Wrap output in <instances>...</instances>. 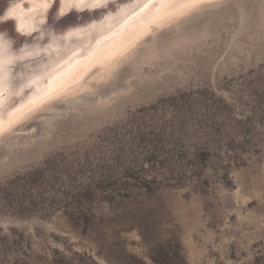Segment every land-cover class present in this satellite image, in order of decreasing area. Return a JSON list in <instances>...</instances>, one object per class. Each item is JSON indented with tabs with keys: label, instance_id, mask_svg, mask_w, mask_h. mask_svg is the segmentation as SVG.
Here are the masks:
<instances>
[{
	"label": "rangeland",
	"instance_id": "1",
	"mask_svg": "<svg viewBox=\"0 0 264 264\" xmlns=\"http://www.w3.org/2000/svg\"><path fill=\"white\" fill-rule=\"evenodd\" d=\"M242 3L0 159V264H264V6Z\"/></svg>",
	"mask_w": 264,
	"mask_h": 264
},
{
	"label": "bare ground",
	"instance_id": "2",
	"mask_svg": "<svg viewBox=\"0 0 264 264\" xmlns=\"http://www.w3.org/2000/svg\"><path fill=\"white\" fill-rule=\"evenodd\" d=\"M233 2L7 0L0 19V159L13 146L48 135L62 111L110 105L132 89L141 64L153 66L157 54L169 59L189 38L207 37L233 14ZM53 6L57 15L74 11L79 18L61 29L47 26Z\"/></svg>",
	"mask_w": 264,
	"mask_h": 264
},
{
	"label": "water",
	"instance_id": "3",
	"mask_svg": "<svg viewBox=\"0 0 264 264\" xmlns=\"http://www.w3.org/2000/svg\"><path fill=\"white\" fill-rule=\"evenodd\" d=\"M6 4H7V0H0V19H1V15H2L3 9H4L3 7H5ZM107 4H108L107 6H112V7L114 6L113 5V1H108ZM233 5H234V12H233V14L231 16H229V17H225L222 20H228V19H232V18H239V15H240L239 14L240 7L242 8V5L247 6L245 3H242V0H234ZM107 6H104L103 8H106ZM98 9L101 10V8H98ZM98 9L92 10L90 12H96ZM243 9H244V7H243ZM85 11H89V10H85ZM244 11H245V9H244ZM244 13H246L247 15H249V13L247 11H245ZM78 18L79 17H77V14L74 11H68L67 13L57 15V13H56V6H53L51 8V10L49 11L48 15H47V18L45 20V23H46L45 25H47V26L50 25V26H52L54 28L61 29L66 24L75 23ZM222 20H221V22H222ZM1 25L2 24H0V26ZM216 30L217 29L215 28L214 30H212L210 33H208L206 35L208 37H210V36L214 35V33H215ZM203 38H204L203 36L189 38L188 39V42L186 43V46L189 47L190 43L196 42V41L201 40ZM186 53L187 52H185L183 50L182 53H180L178 56L174 55V56H172L170 58L181 59L182 56L184 54H186Z\"/></svg>",
	"mask_w": 264,
	"mask_h": 264
},
{
	"label": "snow or ice",
	"instance_id": "4",
	"mask_svg": "<svg viewBox=\"0 0 264 264\" xmlns=\"http://www.w3.org/2000/svg\"><path fill=\"white\" fill-rule=\"evenodd\" d=\"M198 0H160L161 6L171 4V3H180L182 7H190L192 4L197 3ZM179 11V10H177ZM181 16L186 15L184 12L179 13Z\"/></svg>",
	"mask_w": 264,
	"mask_h": 264
},
{
	"label": "clouds",
	"instance_id": "5",
	"mask_svg": "<svg viewBox=\"0 0 264 264\" xmlns=\"http://www.w3.org/2000/svg\"><path fill=\"white\" fill-rule=\"evenodd\" d=\"M11 14V13H10Z\"/></svg>",
	"mask_w": 264,
	"mask_h": 264
},
{
	"label": "trees",
	"instance_id": "6",
	"mask_svg": "<svg viewBox=\"0 0 264 264\" xmlns=\"http://www.w3.org/2000/svg\"><path fill=\"white\" fill-rule=\"evenodd\" d=\"M149 187V186H148Z\"/></svg>",
	"mask_w": 264,
	"mask_h": 264
}]
</instances>
